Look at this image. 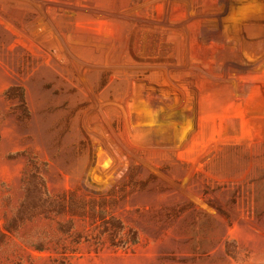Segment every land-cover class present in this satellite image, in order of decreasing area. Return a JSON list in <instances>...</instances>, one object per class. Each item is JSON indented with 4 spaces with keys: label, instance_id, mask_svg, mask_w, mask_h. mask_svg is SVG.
<instances>
[{
    "label": "rangeland",
    "instance_id": "rangeland-1",
    "mask_svg": "<svg viewBox=\"0 0 264 264\" xmlns=\"http://www.w3.org/2000/svg\"><path fill=\"white\" fill-rule=\"evenodd\" d=\"M0 264H264V0H0Z\"/></svg>",
    "mask_w": 264,
    "mask_h": 264
}]
</instances>
